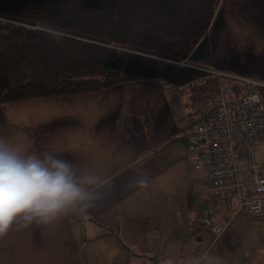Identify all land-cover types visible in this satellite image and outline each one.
I'll return each instance as SVG.
<instances>
[{"label":"crops","instance_id":"obj_1","mask_svg":"<svg viewBox=\"0 0 264 264\" xmlns=\"http://www.w3.org/2000/svg\"><path fill=\"white\" fill-rule=\"evenodd\" d=\"M208 37L209 69L264 82V0H219ZM213 78L183 89L146 78L5 101L4 138L24 152L52 151L99 179L91 208L0 236V264H199L208 256L264 264V201L252 213L236 197L216 199L205 175L188 167L185 130L213 107L201 94ZM209 203L227 220L220 235L202 219Z\"/></svg>","mask_w":264,"mask_h":264},{"label":"trees","instance_id":"obj_2","mask_svg":"<svg viewBox=\"0 0 264 264\" xmlns=\"http://www.w3.org/2000/svg\"><path fill=\"white\" fill-rule=\"evenodd\" d=\"M218 3L0 0V103L127 80L156 78L172 86L202 80Z\"/></svg>","mask_w":264,"mask_h":264},{"label":"built area","instance_id":"obj_3","mask_svg":"<svg viewBox=\"0 0 264 264\" xmlns=\"http://www.w3.org/2000/svg\"><path fill=\"white\" fill-rule=\"evenodd\" d=\"M206 70L215 78L201 84V94L213 107L202 110L185 130L186 152L193 156L188 167L205 175L214 198L236 197L239 206L256 213L264 201V162L253 158L264 130V82ZM225 77L231 82L220 80ZM202 216L215 235L223 232L227 220L215 204H206Z\"/></svg>","mask_w":264,"mask_h":264},{"label":"clouds","instance_id":"obj_4","mask_svg":"<svg viewBox=\"0 0 264 264\" xmlns=\"http://www.w3.org/2000/svg\"><path fill=\"white\" fill-rule=\"evenodd\" d=\"M98 179L52 151L24 152L0 137V236L13 225H47L91 208ZM199 264L217 260L208 256Z\"/></svg>","mask_w":264,"mask_h":264},{"label":"rangeland","instance_id":"obj_5","mask_svg":"<svg viewBox=\"0 0 264 264\" xmlns=\"http://www.w3.org/2000/svg\"><path fill=\"white\" fill-rule=\"evenodd\" d=\"M172 86V85H171ZM176 88L181 87L182 89L184 88V86H175ZM180 93H183L180 89L178 90ZM263 95H264V89H263ZM186 114V112L184 113ZM4 119V102L0 103V120ZM0 137H4V129H2L0 127ZM260 138H264V132L260 135ZM253 158L255 160V162L260 163L258 160L261 158H264V145L263 142H259V140H257L253 146ZM203 219V218H202ZM256 226H258V224H256ZM264 241V240H263Z\"/></svg>","mask_w":264,"mask_h":264}]
</instances>
